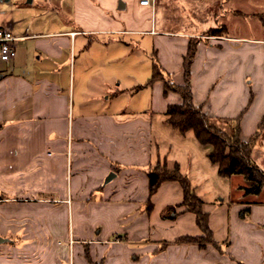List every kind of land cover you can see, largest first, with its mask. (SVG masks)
<instances>
[{
	"label": "crops",
	"instance_id": "crops-1",
	"mask_svg": "<svg viewBox=\"0 0 264 264\" xmlns=\"http://www.w3.org/2000/svg\"><path fill=\"white\" fill-rule=\"evenodd\" d=\"M35 1L0 0V27L17 37L16 56L0 59V264H264V189L205 199L218 247L176 242L202 231L178 181H164L147 210L159 153L141 108L120 81L106 96L88 95L98 80L75 88L78 69L82 79L136 70L141 52L182 84L192 41L195 104L242 114L249 140L264 116V0ZM150 85L161 91L150 113L181 101ZM253 156L264 170V129Z\"/></svg>",
	"mask_w": 264,
	"mask_h": 264
},
{
	"label": "trees",
	"instance_id": "trees-1",
	"mask_svg": "<svg viewBox=\"0 0 264 264\" xmlns=\"http://www.w3.org/2000/svg\"><path fill=\"white\" fill-rule=\"evenodd\" d=\"M194 55L195 46L191 41L188 54L185 57L184 82L182 84L174 83L167 77V74L165 77L164 71L156 62L153 65L154 73L149 84L162 81L165 93L172 91L179 94L181 101L170 103L164 112L167 122L183 134L193 131L196 140L202 146L209 148L207 155L209 160L217 166L218 175L224 178L242 175L245 180L250 182L249 185L240 186L244 190V195L259 194L264 189V170L257 164L253 152L256 141L264 129V116L258 124L256 133L249 140H245L242 138V114L237 118L216 117L196 105L191 82V62ZM215 118L227 120L231 128L219 126L215 122ZM147 176L149 185L147 210L149 212L153 210L152 196L157 192L159 186L164 181L173 180L180 183L184 192L181 205H185L186 210L196 215V222L202 234L181 235L175 241L196 244L200 248H205L208 244L218 247L210 226V215L203 208L205 199L197 192L191 177L182 171L180 163L175 162L173 166H170L167 161L154 166L149 164ZM171 208L175 210L174 206L167 207V209ZM248 211V208L243 209L242 216H245Z\"/></svg>",
	"mask_w": 264,
	"mask_h": 264
},
{
	"label": "rangeland",
	"instance_id": "rangeland-1",
	"mask_svg": "<svg viewBox=\"0 0 264 264\" xmlns=\"http://www.w3.org/2000/svg\"><path fill=\"white\" fill-rule=\"evenodd\" d=\"M36 3L37 0L32 5H36ZM246 24L249 25L248 22ZM253 26L249 29L250 34L255 32L254 29L256 28ZM96 56L98 57L99 55L96 53ZM112 67L109 70L102 71V76L101 71H85L88 72L89 75H85L83 79L81 78L83 76V74H81L83 71L78 69L76 74L77 81L75 83L76 91L81 89V82L88 78L89 81H99L97 86L95 84L89 85L91 87L87 91L88 95L93 96L94 92H98L97 95H101V92L106 91L104 93L106 96L114 91L117 86L119 87L115 82L120 81V88L125 90L123 93L124 97L127 98L128 103L141 108V117L145 116L148 121V126L151 124L153 127V132L151 133V146L153 151L155 148L159 154L153 157L150 163L151 166H154L157 163L164 164L165 161H167L170 166H173L175 161L180 162L185 167L184 170H187L185 171L186 174L189 172L190 174H193L191 180H195L198 183V188L203 187L204 189H208L207 192L210 191L206 196L202 195L204 199L211 197L213 200H216L225 196L236 198L239 192L244 193V190L240 185L244 183L249 185L250 182L245 180L242 175H234L227 178L216 175L217 166L209 160L207 155L209 148L202 146L196 140L193 131H188L183 134L167 122V116L164 112L150 113L149 108H151L153 101L155 99L157 100L156 96H159L161 91H159L158 86L151 87L149 84L154 69L148 56L141 52V65L139 66V69L136 70H112ZM166 74L167 73L164 74L165 77ZM78 76L80 80H78ZM79 96L80 97L78 98H81V95ZM75 100H77V98ZM214 120L223 128H231L230 124L225 119L220 120L219 118H215ZM148 169L149 166L146 170ZM192 183H194V181Z\"/></svg>",
	"mask_w": 264,
	"mask_h": 264
},
{
	"label": "built area",
	"instance_id": "built-area-1",
	"mask_svg": "<svg viewBox=\"0 0 264 264\" xmlns=\"http://www.w3.org/2000/svg\"><path fill=\"white\" fill-rule=\"evenodd\" d=\"M140 3L145 6H151V0H140ZM17 37L12 31L0 27V59L10 61L16 56L15 39Z\"/></svg>",
	"mask_w": 264,
	"mask_h": 264
},
{
	"label": "water",
	"instance_id": "water-1",
	"mask_svg": "<svg viewBox=\"0 0 264 264\" xmlns=\"http://www.w3.org/2000/svg\"><path fill=\"white\" fill-rule=\"evenodd\" d=\"M115 176H116V173L114 171H112L111 173H109V175H107V177L105 179V183L111 181Z\"/></svg>",
	"mask_w": 264,
	"mask_h": 264
}]
</instances>
